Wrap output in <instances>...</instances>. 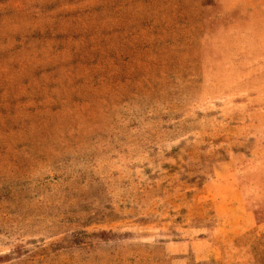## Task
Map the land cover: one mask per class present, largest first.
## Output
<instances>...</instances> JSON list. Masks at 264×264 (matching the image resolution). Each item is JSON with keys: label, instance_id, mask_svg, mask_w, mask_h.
Segmentation results:
<instances>
[{"label": "rangeland", "instance_id": "1", "mask_svg": "<svg viewBox=\"0 0 264 264\" xmlns=\"http://www.w3.org/2000/svg\"><path fill=\"white\" fill-rule=\"evenodd\" d=\"M0 264H264V0H0Z\"/></svg>", "mask_w": 264, "mask_h": 264}]
</instances>
